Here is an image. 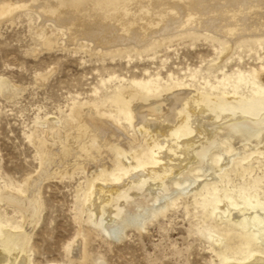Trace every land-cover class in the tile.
<instances>
[{"label":"bare ground","instance_id":"obj_1","mask_svg":"<svg viewBox=\"0 0 264 264\" xmlns=\"http://www.w3.org/2000/svg\"><path fill=\"white\" fill-rule=\"evenodd\" d=\"M22 10L38 16L46 51L141 53L169 45L176 34H209L224 38L223 61L247 40L264 43V0H0V22ZM258 59L260 69L224 74L223 83L133 81L59 117H36L27 138L40 170L56 158L62 165L43 180L85 179L75 196L81 228L63 264H106L89 255L83 224L122 239L183 198L204 216L200 235L220 264H264V57ZM6 81L2 92L17 90ZM34 179L0 173V264H33L26 228L34 231L45 210L39 187L30 195Z\"/></svg>","mask_w":264,"mask_h":264},{"label":"rangeland","instance_id":"obj_2","mask_svg":"<svg viewBox=\"0 0 264 264\" xmlns=\"http://www.w3.org/2000/svg\"><path fill=\"white\" fill-rule=\"evenodd\" d=\"M29 13L22 10L13 20L0 22V173L5 180L16 182L35 176L30 195L40 189L45 210L34 231L26 228L32 234V261L63 264L70 261L67 246L81 228L75 196L85 179L79 173L73 178L43 180L46 173L53 175L62 165L56 158L47 172L40 170L36 149L27 138L36 117H59L76 103L107 96L116 87H134L133 81L159 78L166 86L177 80L196 81L195 85H204L205 80L223 83L224 74L260 69L258 58L264 57V43L247 40L223 61L219 59L224 38L211 40L209 34L183 35L181 39L176 34L169 45L148 46L141 53L131 47L129 53L103 55L92 52L91 47L46 51L47 32L38 34L39 18ZM40 78L46 80L40 82ZM4 80L19 91L2 92ZM187 200L181 199L179 207L144 228H129L122 239L83 224L89 255L106 264H220L210 249L211 242L200 235L204 216ZM73 264L85 263L76 259Z\"/></svg>","mask_w":264,"mask_h":264}]
</instances>
